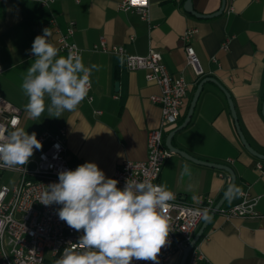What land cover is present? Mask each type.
Listing matches in <instances>:
<instances>
[{"label":"crops","instance_id":"crops-1","mask_svg":"<svg viewBox=\"0 0 264 264\" xmlns=\"http://www.w3.org/2000/svg\"><path fill=\"white\" fill-rule=\"evenodd\" d=\"M185 1L150 0L148 16L143 18L134 10L122 9L123 0H52L47 4L0 0V96L21 109L17 129L34 132L38 139L65 127L67 158L74 170L94 162L106 178L112 177L123 160L147 158L148 132L161 122V107L151 99L160 87L147 80L145 69L127 68L123 55L95 49L105 38L109 45L123 46L131 54L147 55L155 49L172 74L187 79L190 90L181 119L199 81L205 76L216 78L231 92L247 140L264 153V0H227L225 10L210 18L187 12ZM221 2L193 0L195 9L204 14L218 10ZM70 21L75 22L73 40L82 49L83 64L96 66L89 77L90 91L75 110L64 111L61 117H50L45 111L33 119L25 111L28 97L21 90L26 70L36 59L31 53L33 41L47 28L50 43L57 47ZM188 43L200 60L201 76L187 63ZM59 56L68 55L59 51ZM45 103H50L47 96ZM173 143L197 158L233 168L236 183L224 205L245 199L256 203L253 216L227 219L215 215L197 242L206 264H264V172L256 168L258 158L242 144L227 97L217 84H204L190 122ZM159 182L189 199L210 196L217 203L230 175L174 153Z\"/></svg>","mask_w":264,"mask_h":264},{"label":"built area","instance_id":"built-area-1","mask_svg":"<svg viewBox=\"0 0 264 264\" xmlns=\"http://www.w3.org/2000/svg\"><path fill=\"white\" fill-rule=\"evenodd\" d=\"M49 1L52 0H41V3L47 4ZM120 7L134 10L147 18L150 0H123ZM51 24L54 25L55 20L52 19ZM74 33L75 22L70 21L56 48L67 55L71 52L82 57V49L73 40ZM190 36L189 30L185 37L189 40ZM223 47L227 48V44L224 43ZM94 48L123 55L127 68L145 69L147 80L160 87V93L153 95L151 99L161 107V122L148 132L147 158L138 161L123 160L111 178L118 180L117 187L120 189L124 188L128 180L161 185L159 178L163 167L174 154L165 144V135L179 125L190 83L183 75L172 74L164 64L162 54L155 49H151L147 55L131 54L123 46L109 45L105 38ZM185 50L187 63L201 76L203 69L193 46L188 43ZM2 72L3 68L0 66V74ZM21 114L18 106L0 96V132L17 129ZM66 135L65 127L57 134L45 132L38 138L42 148L29 159L28 164L15 168L0 167L1 264H55L63 249L77 243L84 234L83 229L77 232L59 219L58 210L62 205L54 203L45 206L39 201L49 184L59 182V172L74 170L67 158ZM256 168L264 172V159H257ZM6 173H11L12 176L4 180ZM170 192L174 196L169 201L172 207L166 213L170 217V232L168 243L158 256L159 264H178L184 248L216 204L215 199L210 196L189 199L177 191ZM255 204V201L248 199L233 206L223 204L216 215L220 214L227 219L253 216L257 214ZM206 263L207 260L196 243L186 264ZM132 264L154 262L133 259Z\"/></svg>","mask_w":264,"mask_h":264},{"label":"clouds","instance_id":"clouds-1","mask_svg":"<svg viewBox=\"0 0 264 264\" xmlns=\"http://www.w3.org/2000/svg\"><path fill=\"white\" fill-rule=\"evenodd\" d=\"M50 36L46 28L43 35L35 37L31 53L36 59L21 83L28 97L25 111L33 119L45 111L50 117H61L64 111L75 110L86 98L89 77L96 68L85 67L82 57L71 52L59 56ZM46 96L50 99L47 105ZM41 148L34 132H0V167L24 166L34 149ZM184 172H189L187 166ZM58 181L46 187L39 201L45 206L62 205L59 219L77 232L83 229L84 234L63 249L55 264H132L133 259L159 264L158 256L170 232L166 213L174 199L166 186L128 180L120 189L118 180L106 178L94 162L59 172Z\"/></svg>","mask_w":264,"mask_h":264},{"label":"water","instance_id":"water-1","mask_svg":"<svg viewBox=\"0 0 264 264\" xmlns=\"http://www.w3.org/2000/svg\"><path fill=\"white\" fill-rule=\"evenodd\" d=\"M226 4H227V0H222L221 6L219 7V9L212 12V13H209V14H204V13L197 11L194 7L193 0H186L184 3V8L187 12L193 14L196 17L210 18V17L220 15L225 10ZM207 82H213V83L217 84L225 93V95L227 97L228 104H229V108H230V111H231V114H232V117L234 120V124H235L236 130H237V133H238L240 140H241L242 144L244 145V147L255 157L260 158V159H264V153L259 152L250 144V142L247 140V138H246V136H245V134L241 128V125H240V122L238 119V114H237V111L235 108V104H234L231 92L224 85H222L216 78H214L212 76L203 77L197 85V88L194 92V95L190 101L188 111L184 117V120L182 121L181 124H179L177 127L173 128L171 131L168 132V134L166 135V138H165V144L172 152L178 153L181 156H183V157H185V158H187V159H189L195 163L214 167V168L226 171L230 175V182H229L227 189L225 190L224 194L221 196V198L218 200V202L214 205L213 209L208 214V216L205 218V220L203 221V223L201 224V226L199 227V229L195 233L194 237L192 238V240L184 248L178 264H186V261H187V258H188V255H189L191 249L199 241V239L203 235L205 229L207 228L209 223L215 217L217 210L224 204L226 199L233 192L234 187H235V183H236V174H235V171L233 170V168L231 166L224 164V163L213 162V161L197 158V157L193 156L192 154H190L189 152H187L186 150L179 148L178 146H176L173 143V139L176 136V134L178 132H180L183 128H185L187 126V124L190 122L192 115H193V112H194V109H195V106H196L197 101L199 99V96L202 92L203 86ZM117 87H118V82L116 83V88ZM263 95H264V92H263ZM262 114L264 116V99H263V105H262Z\"/></svg>","mask_w":264,"mask_h":264},{"label":"rangeland","instance_id":"rangeland-1","mask_svg":"<svg viewBox=\"0 0 264 264\" xmlns=\"http://www.w3.org/2000/svg\"><path fill=\"white\" fill-rule=\"evenodd\" d=\"M36 153H37V152H35V149H34V154H33V156H35ZM31 157H32V156H31ZM11 176H12L11 173H6L5 176H4V180L10 178Z\"/></svg>","mask_w":264,"mask_h":264},{"label":"trees","instance_id":"trees-1","mask_svg":"<svg viewBox=\"0 0 264 264\" xmlns=\"http://www.w3.org/2000/svg\"><path fill=\"white\" fill-rule=\"evenodd\" d=\"M183 120H184V118H182V119L180 120L179 124H181Z\"/></svg>","mask_w":264,"mask_h":264}]
</instances>
